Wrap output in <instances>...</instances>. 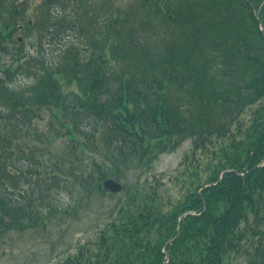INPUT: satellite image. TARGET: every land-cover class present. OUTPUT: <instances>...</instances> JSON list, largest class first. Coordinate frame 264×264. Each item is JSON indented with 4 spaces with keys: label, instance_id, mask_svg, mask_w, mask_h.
Here are the masks:
<instances>
[{
    "label": "trees",
    "instance_id": "trees-1",
    "mask_svg": "<svg viewBox=\"0 0 264 264\" xmlns=\"http://www.w3.org/2000/svg\"><path fill=\"white\" fill-rule=\"evenodd\" d=\"M50 1L38 55L12 39L20 29H0V202L32 208L34 187L24 182L58 190L63 178L73 196L71 187H99L131 165L144 185L124 186L132 191L121 210L95 223L109 225L97 249L66 264H229L244 254L264 264V0H182L174 9L141 0L170 16L178 35L137 19L132 0ZM29 3L0 0V21L17 25ZM188 138L180 175L154 174L153 162ZM20 168L31 173L18 176ZM167 182L184 193L170 212ZM38 203L42 219L58 209L50 198ZM14 220L0 219V236Z\"/></svg>",
    "mask_w": 264,
    "mask_h": 264
},
{
    "label": "rangeland",
    "instance_id": "rangeland-1",
    "mask_svg": "<svg viewBox=\"0 0 264 264\" xmlns=\"http://www.w3.org/2000/svg\"><path fill=\"white\" fill-rule=\"evenodd\" d=\"M130 1V0H126ZM182 0H170L171 9H174L177 4ZM101 0H94V8L98 7ZM132 2L137 5L136 18L137 19H150L151 24L156 29L159 35H164L169 31H173V35H178V29H170V16L166 15L164 12H157L154 10V5L149 7L142 4V1L132 0ZM30 6L32 8V13L24 15L20 20H18L17 25L6 27V23H12L9 16L0 21V29H20L18 32H12L10 36L13 35V40H19L22 38L25 43L24 53L38 55L39 49H46L48 47V34L51 29V22L45 21L44 10L49 4H54V1L50 0H30ZM51 6V5H49ZM23 14V13H21ZM36 16L41 18L42 22L37 27L33 28L28 23H31V17L36 19ZM44 28V25H48ZM13 25V24H12ZM142 27H146V23L141 24ZM4 31V30H3ZM184 31V29H183ZM10 32V31H9ZM46 33L43 37V33ZM6 34V32H4ZM9 35V34H8ZM7 35V36H8ZM8 42V41H7ZM7 44V43H6ZM8 45V44H7ZM11 44H9L10 46ZM17 45L12 46V48H17ZM9 48V47H8ZM114 65V61L112 62ZM100 67V66H99ZM90 71V70H89ZM0 73L1 70H0ZM96 76H99V90H101L105 81L102 79V74L92 71ZM63 84V82H65ZM61 88L64 87L67 90V78L60 80ZM75 88L74 86H72ZM44 122H42L43 124ZM58 147H65L63 142L57 143ZM193 150V140L188 138L184 140L174 151L166 152L160 155L155 162H153V173L162 176L164 179H175L178 177L183 170L182 162L183 159ZM207 161L203 163L206 166ZM123 170L120 179H116V182L120 183L122 186H127L129 182L132 184L137 181V179L144 185V174L138 176L139 168L135 169L131 165L120 166ZM116 171V170H113ZM169 177V178H168ZM60 181L67 185L64 186V191L59 195V202H54L58 205L55 213L52 216H48L49 219L41 220L37 226H33L32 229H26L21 232L11 233L8 235L0 236V264H66L67 263V251L70 246L75 247V243L78 240L83 239V237L92 234L93 231H89L91 227L100 220L105 214V218L108 217V213L115 208L116 213L121 209L116 208L117 204L122 202L121 199H125L128 191H132L129 186L126 190H123L119 195L114 197H106L103 195L91 194L90 196L80 195L81 191H77L74 187H71L73 183L69 182L71 187L70 192L73 193L74 200L67 199L70 197L71 193L67 195L68 184L63 178ZM152 181L150 184L152 185ZM154 186V185H152ZM125 189V188H124ZM166 196L168 197L167 202L163 204L164 212L172 211L178 203L183 200L184 193L178 190L174 183L167 182L164 188ZM80 193V194H76ZM58 196L56 192L45 193L42 195L44 199ZM38 193L35 195L36 205H39L38 199L40 198ZM53 200V199H52ZM121 200V201H120ZM121 205V204H120ZM120 207V206H119ZM112 214V213H111ZM55 217V218H54ZM43 218V217H41ZM109 218V217H108ZM50 221V222H49ZM6 241V242H5ZM240 241L249 242L247 247L251 244V239L248 237H242ZM72 248V247H71ZM73 251V248L72 250ZM75 252L69 254L74 257ZM68 256V257H69ZM238 260L228 262L229 264H248L245 254L236 255ZM257 264H263L261 261H257Z\"/></svg>",
    "mask_w": 264,
    "mask_h": 264
},
{
    "label": "bare ground",
    "instance_id": "bare-ground-1",
    "mask_svg": "<svg viewBox=\"0 0 264 264\" xmlns=\"http://www.w3.org/2000/svg\"><path fill=\"white\" fill-rule=\"evenodd\" d=\"M60 169V167L58 165H56V171L58 172ZM81 169V168H80ZM70 172L72 174H75V171H72L71 168H69ZM29 174L31 173L30 171L28 170H24L23 168H20L19 170H17L15 172L16 175L18 176H21L23 174ZM76 175L78 176H81V171H78L76 172ZM36 179V178H35ZM33 179L31 182L30 181H27V182H24L22 183L23 185L24 184H30L32 185V187H34V190L31 192V195L27 197V200L31 203L32 205V208L29 204H27V202H25L24 200H21V204L20 206H17V208H12L9 203L8 205L7 204H4V203H1L0 202V219L7 216V215H15V220L9 225V227L12 229L10 231H7L4 235H8L9 232L11 233H15V232H21L23 230H26V229H32L33 226H37L38 223L43 219L41 218V216L45 217V215L36 207L35 204H37L36 200H35V195L38 193L39 195L41 194H45V193H53V192H56L58 196L56 197H51L52 201H56V202H59L60 201V198L59 195L65 190L64 189V186H66L67 188V185L63 184L60 180H58V185L55 186V188H57L58 190H52V187L46 183H43V182H40L37 180ZM107 180H113V181H116L115 179L113 178H107L105 180H103L101 182V185L99 187H87V186H84V187H81V188H75L77 189V191H81V194L80 193H77L76 194H80L81 196L84 195H90V194H95V195H103V196H106V197H114V196H117L118 193H113L111 192L110 190H108L105 186H104V182L107 181ZM38 187L44 189V193H41L40 190H38ZM47 190H51V191H47ZM69 195V194H67ZM39 197H42V196H39ZM67 199L69 200H74V197L70 195V197L67 196ZM116 208L119 209V204H117L115 206ZM116 209L114 208L112 211H115ZM55 218V217H54ZM49 219H53V218H48L46 219L49 220ZM50 222V221H49ZM94 230H93V233L92 234H88V236L86 237H83V239L81 240H78L74 245L75 247L70 246V249L67 251V260H74L77 258V256L81 255L82 251L81 249H84L85 247H88V245H95V246H92L95 249L97 244H99L101 242L100 240V233L102 232V230L104 229H107L109 227V225L107 226H99V225H96L94 224ZM1 242V241H0ZM6 242V241H5ZM73 248V251H70L72 250ZM71 252H75L73 255L74 257H72V255L69 256V254ZM69 256V257H68Z\"/></svg>",
    "mask_w": 264,
    "mask_h": 264
},
{
    "label": "water",
    "instance_id": "water-1",
    "mask_svg": "<svg viewBox=\"0 0 264 264\" xmlns=\"http://www.w3.org/2000/svg\"><path fill=\"white\" fill-rule=\"evenodd\" d=\"M104 186L110 190L113 193H119L122 191L123 187L120 183L113 181V180H107L104 182Z\"/></svg>",
    "mask_w": 264,
    "mask_h": 264
}]
</instances>
